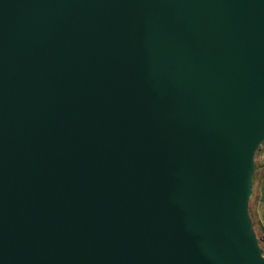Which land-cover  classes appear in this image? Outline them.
<instances>
[{
  "label": "water",
  "instance_id": "95a60500",
  "mask_svg": "<svg viewBox=\"0 0 264 264\" xmlns=\"http://www.w3.org/2000/svg\"><path fill=\"white\" fill-rule=\"evenodd\" d=\"M264 0H0V264H264Z\"/></svg>",
  "mask_w": 264,
  "mask_h": 264
},
{
  "label": "rangeland",
  "instance_id": "374dc122",
  "mask_svg": "<svg viewBox=\"0 0 264 264\" xmlns=\"http://www.w3.org/2000/svg\"><path fill=\"white\" fill-rule=\"evenodd\" d=\"M262 148H264V142L261 144ZM258 156V153H257ZM250 215L252 217L254 227L256 231H260L262 228L263 223V213L261 210V198H260V192H259V185L257 184V181H255L254 178V190L253 195L250 200Z\"/></svg>",
  "mask_w": 264,
  "mask_h": 264
},
{
  "label": "crops",
  "instance_id": "0c3cea01",
  "mask_svg": "<svg viewBox=\"0 0 264 264\" xmlns=\"http://www.w3.org/2000/svg\"><path fill=\"white\" fill-rule=\"evenodd\" d=\"M258 153V156H257ZM256 153V170L255 181L259 185V192L261 200L264 199V148L260 147Z\"/></svg>",
  "mask_w": 264,
  "mask_h": 264
},
{
  "label": "built area",
  "instance_id": "2783aa9c",
  "mask_svg": "<svg viewBox=\"0 0 264 264\" xmlns=\"http://www.w3.org/2000/svg\"><path fill=\"white\" fill-rule=\"evenodd\" d=\"M261 210L263 213V223L260 231L257 232L261 247L264 249V199L261 200Z\"/></svg>",
  "mask_w": 264,
  "mask_h": 264
}]
</instances>
